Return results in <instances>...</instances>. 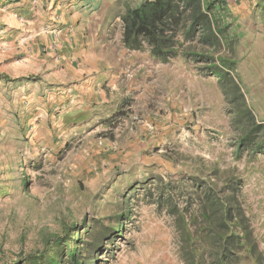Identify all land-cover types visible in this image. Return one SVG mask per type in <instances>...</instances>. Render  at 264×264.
<instances>
[{
    "label": "rangeland",
    "instance_id": "374dc122",
    "mask_svg": "<svg viewBox=\"0 0 264 264\" xmlns=\"http://www.w3.org/2000/svg\"><path fill=\"white\" fill-rule=\"evenodd\" d=\"M142 1L0 0V264L49 252V239L76 231L102 239L94 264H217L223 246L213 241L228 230H210L209 194L233 196L239 211L223 264H264V149L237 150L243 134L203 65L169 61L213 83L206 105L161 128L142 101L103 109L75 91L66 97L72 86L49 74L53 56L74 58L85 41L122 42L121 16ZM227 2L236 78L264 126V0ZM111 229L122 232L110 238Z\"/></svg>",
    "mask_w": 264,
    "mask_h": 264
},
{
    "label": "trees",
    "instance_id": "16d2710c",
    "mask_svg": "<svg viewBox=\"0 0 264 264\" xmlns=\"http://www.w3.org/2000/svg\"><path fill=\"white\" fill-rule=\"evenodd\" d=\"M227 1L143 0L136 7H128L121 16L122 43L131 51L142 50L146 45L151 55L164 64L182 56L198 65H203L199 70L206 76L218 79L220 89L230 107V113L235 116L232 124L243 134L238 141L237 150L262 151L264 140L257 139L262 137L264 126L257 123L236 78L237 62L232 58V54L237 45V37L231 35L229 24L226 23L230 15ZM187 46L189 48L186 50ZM215 198L214 195L209 194L205 199L209 213L206 215L207 213L204 212V216L210 230L218 231L223 227L228 230L226 235L219 234L213 241L216 246H223L221 250L223 255L217 258V264H223L228 249H231L233 242L236 243L238 240L232 228L234 222L239 224L237 221L239 211L235 207L233 196L227 199L226 204L221 199ZM219 211H223L220 216L217 214ZM90 228L84 226L83 229H87L85 234L92 235ZM110 231V238L122 232L116 229ZM105 234L106 230L102 231L100 236L104 237ZM101 240L95 238V241L88 242L81 237L80 231L71 232L68 237L51 239V243L49 239L46 244L51 245L53 250L30 254L20 264H94L96 258L93 254ZM246 241L245 243L248 244ZM70 242L77 246L71 247Z\"/></svg>",
    "mask_w": 264,
    "mask_h": 264
},
{
    "label": "crops",
    "instance_id": "0c3cea01",
    "mask_svg": "<svg viewBox=\"0 0 264 264\" xmlns=\"http://www.w3.org/2000/svg\"><path fill=\"white\" fill-rule=\"evenodd\" d=\"M120 42L108 39L75 44L74 48L78 46L80 50H76L74 58L67 53L50 59L49 74L60 85L72 86L68 91L64 89L66 97L75 91L81 98L103 109H114L118 101L126 106L132 100L142 101L149 112L148 119L157 128L168 121L179 122V117L189 119L199 104L201 107L206 105L207 81L212 84V80L199 76L181 58L162 64L150 55V51H129ZM129 72L131 78L127 76ZM244 86L245 93H252L249 89L252 85L244 83ZM155 103L162 106V111L151 110Z\"/></svg>",
    "mask_w": 264,
    "mask_h": 264
}]
</instances>
